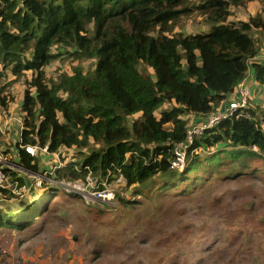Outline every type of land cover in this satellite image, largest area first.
<instances>
[{
	"label": "trees",
	"instance_id": "1",
	"mask_svg": "<svg viewBox=\"0 0 264 264\" xmlns=\"http://www.w3.org/2000/svg\"><path fill=\"white\" fill-rule=\"evenodd\" d=\"M252 1L0 0V79L7 70L13 76L0 86V107L12 101L3 95L6 87L31 72L19 107L22 130L15 163L37 171V154L26 146L49 153L87 149L76 165L67 166L68 180L90 174L98 182H111L121 176L126 187H134L123 203L137 202L141 193L150 199L191 194L211 179L264 182V108L254 106L250 96L237 117L194 137L182 170L170 165L190 122L205 121L231 95L237 97V85L250 68L256 84L264 86V63L254 60V33L264 30L263 17L228 19L234 8ZM195 10L209 30L172 33ZM68 59L77 61L71 73L46 77L45 67ZM87 60L94 63L84 70ZM210 148L218 149L202 157ZM58 190L45 191L44 199L64 191ZM8 193L0 188V195ZM258 202L251 200V206ZM51 204L53 197L35 211L32 205L12 214L0 211V226L19 230ZM171 236L176 234L165 237Z\"/></svg>",
	"mask_w": 264,
	"mask_h": 264
},
{
	"label": "rangeland",
	"instance_id": "2",
	"mask_svg": "<svg viewBox=\"0 0 264 264\" xmlns=\"http://www.w3.org/2000/svg\"><path fill=\"white\" fill-rule=\"evenodd\" d=\"M257 14L264 20V0L234 8L228 19L244 21ZM209 28L205 17L195 10L182 17L172 33L189 34ZM254 37L258 50L264 48V30L255 32ZM93 63L83 61L82 66L88 70ZM75 65L77 61L72 59L56 60L44 68L45 75L55 78L60 72L71 73ZM5 74L0 86L13 79L9 70ZM30 77L31 72H25V76L7 86L3 95L12 101L5 108L0 107V149L13 158L12 162L16 161L10 149L13 141L8 144L5 138L8 133L12 138L16 127L17 131L20 128L24 80ZM245 85L251 101L257 103L254 106L264 108V86L255 83L252 89ZM233 98L231 95L226 102ZM214 149L218 148L207 149L201 156ZM84 153H88L87 149L75 147L61 148L57 153L42 151L35 156L39 160L36 172L18 165L8 169L9 193L0 195V211L12 214L27 211L31 205L35 211L37 205L44 206L52 197L53 204L41 217L33 215L32 221L19 230L0 226V264H174L177 260L178 264H264L262 180L237 183L211 179L191 194L150 199L141 193L139 202L123 203V199L130 200L134 187H126L121 176L111 182H98L90 174L68 180L67 166L76 165ZM253 166L263 169L259 162ZM18 179L24 181L23 186L19 187ZM242 184L244 188L240 189ZM102 186L113 189V200L94 198V192ZM55 188L64 191L44 199L45 191ZM254 199L259 202L251 206ZM170 232L176 236L167 239Z\"/></svg>",
	"mask_w": 264,
	"mask_h": 264
},
{
	"label": "built area",
	"instance_id": "3",
	"mask_svg": "<svg viewBox=\"0 0 264 264\" xmlns=\"http://www.w3.org/2000/svg\"><path fill=\"white\" fill-rule=\"evenodd\" d=\"M249 97V90L244 84V80L237 85V97L228 101L227 104L208 115L205 121L200 123L190 122L187 128V137L183 142L178 143L174 147V157L170 162V165L174 169L182 170L186 164V151L187 148L192 144L195 136L200 135L204 129L211 128L217 125L223 119H231L237 117L242 112H237L238 109H243L247 105ZM26 151L31 155L41 154L42 151H46L45 148H37L35 146H26ZM39 149V151H38ZM47 152V151H46ZM11 156H6L0 149V188H7L9 176L6 169H13L16 167V163L12 162ZM94 198L101 201L109 202L115 198V192L109 187H103L94 192ZM8 264V263H7ZM15 264V263H12Z\"/></svg>",
	"mask_w": 264,
	"mask_h": 264
},
{
	"label": "crops",
	"instance_id": "4",
	"mask_svg": "<svg viewBox=\"0 0 264 264\" xmlns=\"http://www.w3.org/2000/svg\"><path fill=\"white\" fill-rule=\"evenodd\" d=\"M261 48H263V47H260V49ZM260 49L258 50V53H257V55H256V57H255L254 60H257L259 63H264V61L259 60L260 56L263 54V51L261 52ZM247 78H248V80L246 81ZM244 83L247 84L251 88H252V85L256 83L255 82V79H254V72H253V69L252 68L249 69L248 74H247L246 78L244 79ZM20 118L22 120V114L21 113H20ZM10 128H11V126H10ZM21 130H22V123H21L20 128L18 129V131H17V127H16L15 132L12 134V136H13L12 138L10 137L9 133H8L7 137L5 138V140H6V142L8 144H10V141L9 140L13 141L10 149H11L12 153H14V154H15V145L20 140ZM14 158H15V160H17V158L15 156H14Z\"/></svg>",
	"mask_w": 264,
	"mask_h": 264
}]
</instances>
